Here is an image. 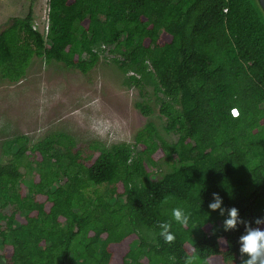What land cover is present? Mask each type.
<instances>
[{
  "label": "trees",
  "instance_id": "obj_1",
  "mask_svg": "<svg viewBox=\"0 0 264 264\" xmlns=\"http://www.w3.org/2000/svg\"><path fill=\"white\" fill-rule=\"evenodd\" d=\"M47 5L45 33L32 27L30 12L0 31V79L19 82L34 58L87 74L108 53L125 87L142 98L152 88L162 129L176 140L147 121L133 143L78 146L62 133L31 145L25 136L5 141L11 157L0 158V264H185L193 249L198 264H245L239 238L246 226L264 231L258 1ZM135 107L153 114L143 99ZM160 163L166 172L154 170ZM213 193L221 198L215 211L208 208ZM177 207L189 215L186 227L172 218ZM233 207L238 222L225 231ZM163 222L172 225V244L159 235Z\"/></svg>",
  "mask_w": 264,
  "mask_h": 264
},
{
  "label": "rangeland",
  "instance_id": "obj_2",
  "mask_svg": "<svg viewBox=\"0 0 264 264\" xmlns=\"http://www.w3.org/2000/svg\"><path fill=\"white\" fill-rule=\"evenodd\" d=\"M47 2L0 0V31L13 19L24 18L30 12L32 27L45 33ZM111 57L104 53L87 74L34 58L19 82L0 79V158L3 162L11 156L3 154L2 144L15 136L27 137L31 145L47 136L62 133L72 137L78 146L93 141L111 146L133 143L135 135L147 121H152L163 139L176 140L175 135L166 134L162 129L163 119L159 117L152 88L147 87L142 98L136 88L125 87L122 84L124 75L110 63ZM141 99L153 108L149 118L135 107ZM167 169L160 163V168L154 170L164 173ZM100 190L103 191L104 187ZM212 264L220 262L215 260Z\"/></svg>",
  "mask_w": 264,
  "mask_h": 264
},
{
  "label": "clouds",
  "instance_id": "obj_3",
  "mask_svg": "<svg viewBox=\"0 0 264 264\" xmlns=\"http://www.w3.org/2000/svg\"><path fill=\"white\" fill-rule=\"evenodd\" d=\"M230 115L232 118L238 119L240 116V111L238 108L233 107L230 109ZM214 203H210L208 208L212 211L220 208L221 198L217 193H213ZM221 215H223L224 210L221 209ZM229 218L224 221V229H233L236 227L238 222L237 209L231 208L228 210ZM172 218L173 220L181 225L187 226L189 222V215L184 212L181 208L172 209ZM257 224L260 223L259 220L256 221ZM161 229L159 235L164 239V242L167 244H172L175 242V235L170 231L172 225L170 222H163L158 225ZM247 235H243L239 238L242 247L239 251L241 253H247L250 259H248L245 264H264V231L260 230H251L246 226ZM199 257L195 252V249L192 250V254L185 257V264H198Z\"/></svg>",
  "mask_w": 264,
  "mask_h": 264
},
{
  "label": "water",
  "instance_id": "obj_4",
  "mask_svg": "<svg viewBox=\"0 0 264 264\" xmlns=\"http://www.w3.org/2000/svg\"><path fill=\"white\" fill-rule=\"evenodd\" d=\"M257 1H258L260 8L262 9V11L264 13V0H257Z\"/></svg>",
  "mask_w": 264,
  "mask_h": 264
}]
</instances>
